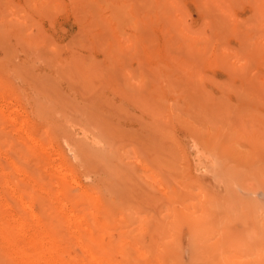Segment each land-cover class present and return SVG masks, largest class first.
<instances>
[{
	"label": "rangeland",
	"instance_id": "obj_1",
	"mask_svg": "<svg viewBox=\"0 0 264 264\" xmlns=\"http://www.w3.org/2000/svg\"><path fill=\"white\" fill-rule=\"evenodd\" d=\"M0 109L56 145L0 113V170L77 169L113 264H264V0H0Z\"/></svg>",
	"mask_w": 264,
	"mask_h": 264
},
{
	"label": "bare ground",
	"instance_id": "obj_2",
	"mask_svg": "<svg viewBox=\"0 0 264 264\" xmlns=\"http://www.w3.org/2000/svg\"><path fill=\"white\" fill-rule=\"evenodd\" d=\"M0 113L32 148H56L25 131V123L13 120L5 109ZM82 149L78 157L89 160L91 153ZM66 162L52 167L56 191L35 170L27 175L24 170V178L16 182L0 170V264H113L112 247L105 236L108 206L97 202L92 187L82 188L78 195L70 191L81 185V179ZM10 165L21 170L14 162Z\"/></svg>",
	"mask_w": 264,
	"mask_h": 264
}]
</instances>
